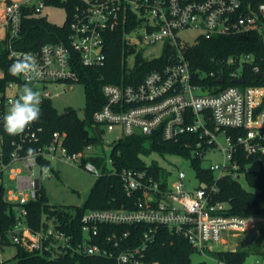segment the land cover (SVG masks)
Masks as SVG:
<instances>
[{"label":"built area","instance_id":"obj_1","mask_svg":"<svg viewBox=\"0 0 264 264\" xmlns=\"http://www.w3.org/2000/svg\"><path fill=\"white\" fill-rule=\"evenodd\" d=\"M49 3H61L68 9L67 42H45L33 49L18 46L25 8L40 16ZM126 26L132 30L140 27L143 39L149 42L171 41L168 47L172 53L167 64L148 71L142 82L104 84L105 103L93 116L95 128L99 126L102 134L104 128L115 133L113 142L137 134L176 142L189 148L192 158L202 162L209 160L212 152H218L219 161L204 165L214 172V182L201 181L195 170L196 184L191 185L193 180L183 169H178L169 181L163 179L161 169L155 172L149 167H127L119 176L126 195L135 198L133 208L86 210L81 216L83 237L76 241L55 223L34 231L28 224L26 204L39 197L41 184L37 186V180L43 171L51 174L53 161L74 160L99 177L103 173L94 162L86 160L94 154L90 152L93 144L71 153L64 142L66 133L60 131L53 132L45 146L21 153L23 143L39 140L44 129L32 123L18 134V140L12 141L15 148L9 160L6 161L0 147V182L16 215L10 230L12 242L36 253L51 252L52 257L70 251L108 256L115 258L117 264H160L145 256L160 226L183 235L194 249L204 253L206 249H222L228 242L224 237L227 231L249 233L255 229L257 239L260 232L264 233V214H231L217 196L221 178L242 179L248 172L264 168V77L256 76L264 71L259 62L262 58L258 60L253 53H235L218 59L232 83L223 85L224 73L211 72L216 84L211 92L209 84H198L182 49L199 38L253 31L264 35V0H0V42L4 43L12 64L22 54L35 58L38 72L30 84L34 90L35 84L47 87L62 80L71 85L79 82L78 64L104 65L107 36ZM187 32L196 34L193 43L183 36ZM247 66L259 82L247 81ZM221 74L224 81L220 83L216 80ZM3 77L5 73L0 67V78ZM16 77L18 81H9L5 92L0 91L2 121L10 108L9 101L17 98L21 86L27 83L23 76ZM240 77L244 82H235ZM50 96L49 91L44 92L42 101ZM223 132L225 142L220 137ZM42 160L47 164H41ZM20 164L30 171L28 175H23ZM6 172L17 180L14 188L7 186ZM135 224L149 225L138 246L121 247L129 230L122 235L106 233L101 238L102 227ZM99 238L101 242L96 241ZM0 264L7 263L1 260Z\"/></svg>","mask_w":264,"mask_h":264},{"label":"trees","instance_id":"obj_2","mask_svg":"<svg viewBox=\"0 0 264 264\" xmlns=\"http://www.w3.org/2000/svg\"><path fill=\"white\" fill-rule=\"evenodd\" d=\"M23 15V26L21 38L18 46L26 49L38 48L45 42H67L68 25H55L49 22L46 17L35 15L31 9L25 8ZM129 26L119 27L107 36L105 51L107 60L104 65L85 66L78 64L76 70L80 76V81L85 82L87 89L86 114L81 117L73 109L67 110V114L62 115L53 106L50 98L43 99L41 116L34 122L44 129L39 134V140L23 143L21 153H30L51 141L53 132L60 131L66 133L65 145L69 152L74 153L83 150L89 144H94L100 140V136L95 130L93 116L105 103L103 85L106 83H139L144 75L151 69L163 66L169 62V55L172 49L167 47L164 55L153 61H143L138 63L136 68L127 67L126 57L123 56L133 49L124 38V32ZM182 52L189 61L191 70L196 81L211 86L210 91L214 92L215 78L210 77L211 72H223L226 76L223 85L232 83L228 78L227 70L222 69L218 64V59L226 58L235 53H253L260 60L261 67L264 68V35L257 32H248L239 35H228L214 37L211 39L199 38L194 44H185ZM12 64L8 58L4 43L0 42V67L5 73V77L0 78V91L5 92L9 81H18L16 76L9 73ZM250 66L245 68V77L249 83L259 82L260 79L254 77ZM131 74H128L127 70ZM93 132V134H92ZM14 139L18 140V135H9L3 128V121L0 120V147L3 150L6 161L9 160L15 145ZM111 160L113 169L98 178L92 187L89 199L83 206L71 209H63L49 203L45 188L40 185L36 200L26 204L28 209V224L34 231H40L48 227L49 219H54L57 226L73 235L74 240L82 239L81 216L88 209L121 208L134 207L135 198L128 197L124 191L119 172L124 168H151L158 172L161 168L154 163L145 165L142 154L149 153L150 150L162 153H183L191 158L197 177L206 183L215 180V174L203 165L202 160L192 158L191 151L176 142L163 141L155 136L132 135L127 136L113 143ZM94 162L99 168H105V158L98 154H93L86 158ZM43 165L47 164L41 161ZM249 188H246L241 179L223 177L218 181L219 193L217 199L226 204V209L231 214L240 216L250 214H264V168L250 171L245 176ZM5 186L0 182V245L6 247L14 244L11 240L10 230L16 223V215L12 206L5 199ZM149 229L147 224L118 225L102 227V236L106 233L116 232L118 235L129 230V236L121 241V247H135L141 244L145 231ZM154 240L149 244L146 251V259L149 261L158 260L160 264H203L195 262L192 255L197 251L191 243L181 234L176 233L164 226L158 227L155 231ZM264 234V233H263ZM101 238L96 241L101 242ZM16 253L11 262L7 264H117L115 258L72 254L70 251L52 257L51 252L36 253L25 247L14 244ZM240 245V244H239ZM213 258L227 264H242L246 257V252L235 248L233 250L222 249L212 250Z\"/></svg>","mask_w":264,"mask_h":264},{"label":"rangeland","instance_id":"obj_3","mask_svg":"<svg viewBox=\"0 0 264 264\" xmlns=\"http://www.w3.org/2000/svg\"><path fill=\"white\" fill-rule=\"evenodd\" d=\"M40 16L46 17V19L58 26H63L67 22L68 9L66 5L58 3H49ZM140 27L131 28L125 30L124 37L125 40L130 44L133 49L126 54L127 67L130 69L136 68L138 63L143 61H153L161 58L166 48L172 44L171 41L164 39L156 42H149L143 39V33ZM187 37L188 40L193 43L196 34L194 32H187L183 35ZM30 86V85H29ZM23 86H21V89ZM35 90H38L41 95L44 92H50V99L53 106L62 114L67 112L69 109H73L78 112V114L83 117L86 113L87 108V89L86 84L83 81L75 82L71 85L70 82L63 81L58 83H50L47 87L42 84H35ZM104 132L99 141L93 144V149L90 152L103 156L105 158L104 165L105 168H99L101 172L110 171L113 169L111 152L113 148V140L115 133H109L103 129ZM93 134V132H92ZM226 133L221 134V141L225 142ZM209 160H205L203 165H208L212 162H217L221 159V154L218 152H212L209 154ZM142 159L145 165H152L154 163L160 166L163 172V179L173 178L174 174L178 169H183L187 172L189 179L193 180L194 167L192 165L190 157L183 153H172L166 152L162 153L159 151L150 150L147 154H142ZM53 170L51 174H47L43 171L40 175V184L45 188L46 194L49 199V203L58 206L63 209H71L74 212L75 208L83 206L85 202L89 199L92 187L97 182L99 176L85 169L80 162L74 160L58 159L53 161ZM20 166L23 169V175H28L30 173L22 164ZM5 180L9 188H14L17 184V180L10 178L9 172L5 173ZM241 182L246 188L248 186L245 178L241 179ZM196 181L193 180V184ZM190 184L187 185V187ZM50 224H57L53 219H49ZM248 232H237V231H227L224 237L228 241L223 245L222 251L233 250L238 248L247 235ZM1 238V229H0ZM246 252L245 260L242 264H264V234L260 232L259 237L250 245L243 248ZM16 253V246L14 244H8L6 247H0V260H8L11 262ZM60 255V253H57ZM56 257V256H55ZM192 259L195 262H202L203 264H222L213 258V252L211 249H206L205 253L202 251H196L192 255Z\"/></svg>","mask_w":264,"mask_h":264},{"label":"clouds","instance_id":"obj_4","mask_svg":"<svg viewBox=\"0 0 264 264\" xmlns=\"http://www.w3.org/2000/svg\"><path fill=\"white\" fill-rule=\"evenodd\" d=\"M38 72L35 58L30 54L18 56L9 67L12 76H23L27 81L19 92L17 98L9 101L10 108L3 116V128L9 135L22 133L29 125L39 120L42 104L41 93L29 86ZM31 153L32 150L30 149Z\"/></svg>","mask_w":264,"mask_h":264},{"label":"water","instance_id":"obj_5","mask_svg":"<svg viewBox=\"0 0 264 264\" xmlns=\"http://www.w3.org/2000/svg\"><path fill=\"white\" fill-rule=\"evenodd\" d=\"M256 76L257 77H264V71L259 73V74H257ZM216 81L220 82V83L223 82L224 81V75L221 74ZM235 82L242 83V82H244V78L240 77V78L236 79ZM65 114H67V112H63L62 113V115H65ZM95 130H96L97 134L101 137L102 136L101 128L99 126H97L95 128ZM39 182H40V179L37 180V186H38ZM256 236H257V231L255 229L251 230L247 234L245 240L238 246V250H241V249L247 247L248 245H250L251 243H253L254 240L256 239Z\"/></svg>","mask_w":264,"mask_h":264},{"label":"crops","instance_id":"obj_6","mask_svg":"<svg viewBox=\"0 0 264 264\" xmlns=\"http://www.w3.org/2000/svg\"><path fill=\"white\" fill-rule=\"evenodd\" d=\"M3 260H5V259H3ZM1 261V260H0ZM6 261V260H5Z\"/></svg>","mask_w":264,"mask_h":264}]
</instances>
